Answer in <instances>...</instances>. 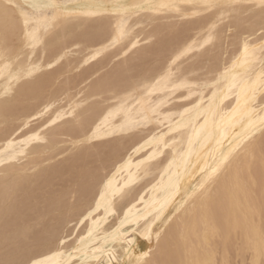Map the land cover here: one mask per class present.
<instances>
[{
	"label": "bare ground",
	"instance_id": "bare-ground-1",
	"mask_svg": "<svg viewBox=\"0 0 264 264\" xmlns=\"http://www.w3.org/2000/svg\"><path fill=\"white\" fill-rule=\"evenodd\" d=\"M3 4L19 23L5 27L0 6V264H70V252L74 264H260L264 38L241 28L227 59L183 65L230 13L251 10L246 29L264 31L260 0ZM111 141L101 165L83 163ZM118 212L134 240L108 234L118 250H91Z\"/></svg>",
	"mask_w": 264,
	"mask_h": 264
},
{
	"label": "rangeland",
	"instance_id": "rangeland-1",
	"mask_svg": "<svg viewBox=\"0 0 264 264\" xmlns=\"http://www.w3.org/2000/svg\"><path fill=\"white\" fill-rule=\"evenodd\" d=\"M206 12H208V11H205L203 14H206ZM143 13H145V12H142V14L139 13V14L134 15V17L132 19H134L135 17H139V19L140 18L143 19L144 18V14ZM249 15H251V10H247V11L241 13V14H238V15L235 12L230 13V16L228 18H225V19H223V21L221 20L219 22V25H218V35H219V39L218 40H214L212 45L207 44L204 47L205 50L206 49H209L208 51L206 50L207 52L206 51H203V52H201L202 54L200 53L201 55L199 54V56H197V57L188 58L187 60H185L183 62V65H186V64L191 63V62L194 63V64L195 63H198L199 61L203 62L202 56L203 57L204 56H207L209 58V60L206 63L204 62V64L202 65L203 68H201L200 70H198V73L199 74H202L203 72L206 71L207 67L209 66V64L211 62H216V61L218 62V61L221 60V58L227 59L229 57V54L231 53V50L234 49L235 39L238 38L239 33H240V30H242L241 28H244L245 29V32L247 34H249V32H250V34H249L250 38H255L256 36L261 35L262 34V31H263V27H260L259 29L253 28L252 30L246 29L247 26H248V23H249V20H246V19H247V17ZM237 17L243 19V22H242L241 25H237L236 24V18ZM185 18L187 19V17H184L181 20H184ZM132 19H131V21H132ZM175 19H177V18H173V20H175ZM164 20L165 19H162V20H159V21H164ZM221 23H222V25H221ZM141 25H144V26H142L144 31H147L150 28V25H146L144 23L141 24ZM141 25H140V27H141ZM140 27H139V25H136L135 29L140 28ZM226 28H228V30H226ZM256 30H257V32H255ZM246 33H245V35H246ZM79 48L81 49L82 48V45H80ZM210 48H211V50H210ZM227 48H228V50H227ZM82 53H84V52L79 53V55L78 54H75V55H73V57L78 58V57H80L82 55ZM71 57H72V55H71ZM74 73H72V74H74ZM82 86H83V84H81V86L79 85V88L82 87ZM79 88H76L75 87V89H73V91H75L76 89H79ZM94 100H96V99H94ZM97 100H100V99L97 98ZM112 142L113 141L109 142L108 144L107 143L106 144H102V145L101 144H96V145L93 144L91 146H87L91 150L94 149V148H96V149H94L95 150V153H92V154L88 155L87 156L88 158H85L83 160V163L84 164H87V162H88V164H90V162L92 161L93 163L91 162V165H94L95 166L97 163H98V166H99V164L101 165L102 161H104V160L106 161L109 158L108 157V153H106V151H105V154H102L104 152V150H101V149H106L108 146H110L112 144ZM96 150L99 151V152H97ZM74 152H75V150H74ZM74 152L73 151H71V152H65L64 154L61 155L62 157L61 156H58L54 161H52V163L63 164L65 162V159L69 158L70 155L73 154ZM96 154H98V155H96ZM99 155H100L101 158L99 157V159H98L97 157ZM96 159H98V160H96ZM57 161H59V162H57ZM98 166H96V167H98ZM67 178L68 177H66L65 180H61V181H63V183H65L66 181L68 182L69 179H67ZM61 181H60V183H62ZM105 216H106V214H105ZM120 218H121V213H119V212H118L117 215L116 214H114V215L107 214V219L102 224V226L104 227V229L106 230V232L103 234V232H101L100 230H95V229H94L95 231L92 230L93 231L92 232L93 234L92 233L91 234L94 236L97 233V235H96L97 237L93 238V240L88 244V247L91 250H93V251H96V250H99V249L100 250H104V249H107L108 247H112L113 249H117L116 247L118 246V244L113 242V240L109 237L110 235H114L115 236L114 238H117L118 236L124 234L127 237H129L130 240L133 241L134 238H133L132 235H130V233H131L130 231L132 230V228H134L133 223L118 224L122 220V218L121 219ZM83 222L84 223H82V224H86L85 223V220ZM97 222L100 223V220H98ZM115 226H117V227H115ZM128 229H130V230H128ZM98 233H100V234H98ZM108 234H109V236H108ZM115 245H117V246H115ZM69 254L70 255L68 256L69 257L68 258V261L70 262V264H74L75 262H77L78 257L81 255V253L78 254V255L77 254L74 255L73 252H70ZM240 261H242L240 258H236L234 264H244L243 262H245V261L248 262V260L242 261V263ZM246 264H248V263H246Z\"/></svg>",
	"mask_w": 264,
	"mask_h": 264
},
{
	"label": "snow or ice",
	"instance_id": "snow-or-ice-1",
	"mask_svg": "<svg viewBox=\"0 0 264 264\" xmlns=\"http://www.w3.org/2000/svg\"><path fill=\"white\" fill-rule=\"evenodd\" d=\"M260 4H261V6H264V0H260ZM0 6H2L4 9L3 23H4L5 27L9 26L10 24L15 25V24L19 23V20L17 18L10 15V9H11L12 5L3 4ZM206 6L207 7H213L214 5L208 4ZM33 7H36V6H33ZM46 7H51V8L55 9V8H59L60 5L51 4V5H46ZM21 15L23 16V26L26 29L29 26L30 17L26 13H21ZM25 35L27 38L31 39L33 34L30 32H26ZM262 38H264V31H262ZM214 96H215V94H214ZM200 107H201V105H195L196 109H199ZM186 111H191V110H186ZM206 115H207L206 112L205 113H200L199 111L197 112V116H206ZM260 128H261L262 133H264V119H262L260 121ZM228 162H229V155H222V157H221L220 161L217 163L216 167L212 168L211 172L206 174V182L211 183L214 180L217 172L222 168V166H226ZM201 187L203 188L204 185H201ZM85 219H87V217H85ZM80 223H83V221H80ZM66 235L71 239V229L69 230L68 233H66ZM89 235L91 236V232L89 233ZM61 243H64V241H61ZM253 264H255V261L253 262ZM260 264H264V259L261 260Z\"/></svg>",
	"mask_w": 264,
	"mask_h": 264
}]
</instances>
